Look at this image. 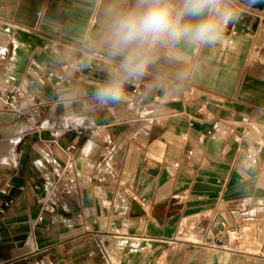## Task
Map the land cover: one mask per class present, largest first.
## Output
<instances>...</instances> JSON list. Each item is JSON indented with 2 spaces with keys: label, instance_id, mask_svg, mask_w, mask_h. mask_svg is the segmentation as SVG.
Wrapping results in <instances>:
<instances>
[{
  "label": "crops",
  "instance_id": "obj_1",
  "mask_svg": "<svg viewBox=\"0 0 264 264\" xmlns=\"http://www.w3.org/2000/svg\"><path fill=\"white\" fill-rule=\"evenodd\" d=\"M134 2L0 0V264H264V0H224L216 43L158 48L99 104L106 11ZM69 167L77 190L55 193ZM246 211L259 232L215 247V216Z\"/></svg>",
  "mask_w": 264,
  "mask_h": 264
},
{
  "label": "clouds",
  "instance_id": "obj_2",
  "mask_svg": "<svg viewBox=\"0 0 264 264\" xmlns=\"http://www.w3.org/2000/svg\"><path fill=\"white\" fill-rule=\"evenodd\" d=\"M106 16L103 42L119 63L96 87L99 104L119 102L125 85L142 78L156 62L158 48L216 43L237 12L224 0H135L130 7H110Z\"/></svg>",
  "mask_w": 264,
  "mask_h": 264
},
{
  "label": "built area",
  "instance_id": "obj_3",
  "mask_svg": "<svg viewBox=\"0 0 264 264\" xmlns=\"http://www.w3.org/2000/svg\"><path fill=\"white\" fill-rule=\"evenodd\" d=\"M134 93H138V90L135 89ZM2 98L7 106V108L16 113L18 116H25L28 109L39 108L42 106V103L36 102L35 97L32 94H27L23 99L18 98L15 94L2 93ZM219 126V123L213 125V130H216ZM69 130H77L73 125H68ZM248 159L254 164L256 163V156L249 153L247 155ZM81 179L80 175L73 167H69L63 179L55 187L54 192H63V193H73L77 190L79 180ZM14 204L13 199H0V218L6 214L8 209ZM234 223L227 228V218L215 216L213 219L212 225L209 228V237L213 239L212 244L215 247H225V238L231 236L235 241L240 242L244 240L248 233V229H251L252 233L259 232V229H256L255 223L257 221V215L252 211L241 212L235 214Z\"/></svg>",
  "mask_w": 264,
  "mask_h": 264
},
{
  "label": "rangeland",
  "instance_id": "obj_4",
  "mask_svg": "<svg viewBox=\"0 0 264 264\" xmlns=\"http://www.w3.org/2000/svg\"><path fill=\"white\" fill-rule=\"evenodd\" d=\"M248 230H249L248 232H250L251 229H248ZM248 238H249V236L246 235V237L244 238V240L240 241L239 243H243L244 241H247ZM234 243H238V242H234L233 240H230V244L231 245H235Z\"/></svg>",
  "mask_w": 264,
  "mask_h": 264
}]
</instances>
